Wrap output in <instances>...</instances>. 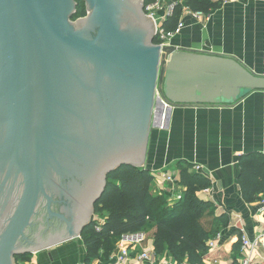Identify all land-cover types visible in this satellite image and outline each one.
I'll return each mask as SVG.
<instances>
[{"label": "water", "instance_id": "water-1", "mask_svg": "<svg viewBox=\"0 0 264 264\" xmlns=\"http://www.w3.org/2000/svg\"><path fill=\"white\" fill-rule=\"evenodd\" d=\"M86 2L74 24L73 0H0V264L80 239L108 175L143 167L158 112L264 91L234 58L153 45L141 0ZM42 208L68 229L35 244Z\"/></svg>", "mask_w": 264, "mask_h": 264}, {"label": "crops", "instance_id": "crops-1", "mask_svg": "<svg viewBox=\"0 0 264 264\" xmlns=\"http://www.w3.org/2000/svg\"><path fill=\"white\" fill-rule=\"evenodd\" d=\"M182 21L184 29L168 45L234 58L250 72L264 76V0H236L200 19L185 8ZM257 153L264 154V91L253 92L234 106H178L162 117L160 112L154 116L142 168L155 175V193L162 195L167 188L156 175L172 176L178 185V165L191 164L212 182L200 198L216 206V216L228 218L220 236L210 241L215 248L209 249L205 264H234L233 247L239 238L254 240L264 231V203L245 201L239 183L241 157ZM168 200L177 202L174 196ZM153 235L154 230L125 236L110 260L92 264H117L121 247L131 254L128 264H151L135 260L143 252L156 264L171 261L168 254L156 258ZM86 256L80 238L34 254L28 264H85ZM257 257L261 259L254 261L261 262L264 254L259 252Z\"/></svg>", "mask_w": 264, "mask_h": 264}, {"label": "trees", "instance_id": "trees-1", "mask_svg": "<svg viewBox=\"0 0 264 264\" xmlns=\"http://www.w3.org/2000/svg\"><path fill=\"white\" fill-rule=\"evenodd\" d=\"M79 6L73 20L87 14L85 2ZM172 14L162 28L175 32L187 8L194 14L208 15L221 8L212 0H177ZM160 41L156 38L155 44ZM239 183L245 201L264 203V154L244 155L240 159ZM191 164L180 163L178 173L183 196L172 203L168 196L154 191L155 175L144 168L123 166L107 177V187L102 198L94 206V215L99 218L82 233L86 249L85 264L96 260H110L119 241L128 235L154 230L156 258L168 254L177 264H205L209 243L227 227L226 216H216V206L200 198L199 194L212 188L211 180L195 172ZM234 264L244 259L242 238L233 247ZM33 255L16 256V262L31 263ZM251 264H263L254 261Z\"/></svg>", "mask_w": 264, "mask_h": 264}, {"label": "built area", "instance_id": "built-area-1", "mask_svg": "<svg viewBox=\"0 0 264 264\" xmlns=\"http://www.w3.org/2000/svg\"><path fill=\"white\" fill-rule=\"evenodd\" d=\"M144 5V12L147 15V17L150 19L152 18L154 25H155V33L156 38L160 41L159 45L162 47L167 46L170 41L178 34L182 32L184 29V22L180 21L178 28L175 32H166L162 26L163 23L166 21L167 17L170 16L174 10V8L177 6L178 2L177 0H141ZM214 2H218L221 5H225L231 2H234L236 0H212ZM158 12H163V16H156ZM194 14V13H193ZM196 18L200 19L201 16H205V14H194ZM197 171L200 170L199 167L196 168ZM158 178L159 176L162 178V183L164 184L165 188L164 195L166 196H174L177 201H180L183 196L182 192V186L179 187L180 184L176 185V181L172 176L162 174L156 175ZM170 187V188H168ZM210 249L215 248L214 243L209 244ZM264 254V231L263 233L256 239L251 240L248 238L242 239V253L245 255V259L240 264H251L254 262V260L258 259L260 257H257L258 253ZM261 259V258H260ZM131 260V254L128 249L121 247L119 253L117 254V264H128ZM135 260L139 263L148 261L151 264H156L155 259L148 253L143 252L142 254H139ZM264 264V259L261 261ZM165 264H177L174 261H168Z\"/></svg>", "mask_w": 264, "mask_h": 264}, {"label": "flooded vegetation", "instance_id": "flooded-vegetation-1", "mask_svg": "<svg viewBox=\"0 0 264 264\" xmlns=\"http://www.w3.org/2000/svg\"><path fill=\"white\" fill-rule=\"evenodd\" d=\"M73 1L75 3V8L73 9L74 13H73L72 17L70 18V22L76 24L79 20L86 19L89 16L90 12L88 10V7H87L88 5H87L86 0H82L85 2L87 14L84 17H79V18L73 20V18L75 17V15L77 13V8L79 6L78 0H73ZM149 34L151 37V29H150ZM155 39H156V33L154 34V38H153V42H152L153 45H156ZM158 85H159V82H158ZM157 89H158V86H157ZM18 197H19V195H18ZM18 197H17V199H18ZM53 209L58 212L60 209V206L59 205L53 206ZM3 218H6V216ZM2 222H3V220L1 218L0 223L2 224ZM34 223H35V227L28 231V235H29L31 241L35 244H38V243L42 244V243H46V242L48 243L51 240L58 238V236L61 237V235H65V231L68 229V227L65 225V223L59 221L58 219L52 220L51 223L49 225H47L46 224V211L43 210V208L39 211V217L37 218V220H35ZM1 226L2 225H0V227Z\"/></svg>", "mask_w": 264, "mask_h": 264}, {"label": "rangeland", "instance_id": "rangeland-1", "mask_svg": "<svg viewBox=\"0 0 264 264\" xmlns=\"http://www.w3.org/2000/svg\"><path fill=\"white\" fill-rule=\"evenodd\" d=\"M163 15H164L163 12H158V13L156 14L157 17H158V16L161 17V16H163ZM158 45H159V44H158ZM155 194H157V193H155ZM157 195H159V194H157ZM92 218H93V219H94V218L96 219V218H99V216H98V215H97V216H96V215H93ZM149 232H150V231H149ZM33 256H34V255H33ZM32 260H33V257H32V259H31V261H32ZM16 264H18V263H16ZM19 264H20V263H19Z\"/></svg>", "mask_w": 264, "mask_h": 264}]
</instances>
